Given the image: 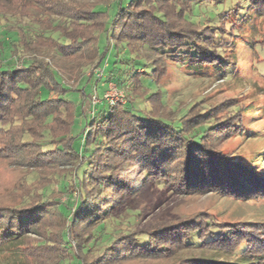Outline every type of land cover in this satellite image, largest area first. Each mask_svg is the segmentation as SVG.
Returning <instances> with one entry per match:
<instances>
[{
    "label": "trees",
    "instance_id": "trees-1",
    "mask_svg": "<svg viewBox=\"0 0 264 264\" xmlns=\"http://www.w3.org/2000/svg\"><path fill=\"white\" fill-rule=\"evenodd\" d=\"M108 1L0 0V26L8 18L5 8L16 20L31 14L40 25L36 33L20 25L9 39L0 32V159L26 169L22 182L29 190L18 202H0V255L24 258L25 264H264V223L219 221L205 213L155 223L146 231L115 230L107 244L95 245L106 219L119 214L118 206L150 179L178 194L264 198V165L222 151L238 125L216 120L217 107L202 110L197 102L179 116L156 107L157 93L141 80L145 75L156 82L169 60L194 76L231 75L235 59L225 51H233V37L241 36L236 32L264 17V0L213 12L210 18L218 16V24L193 22L188 15L204 2L221 9L224 0H115L112 15L96 7ZM37 3L41 14L32 9ZM51 16L61 20L55 23ZM226 23L232 30L228 39ZM120 45L132 56L106 76L123 89L124 100L106 101L104 108L95 103L83 114L88 84L99 79L83 77L80 68L93 61L99 66L105 51L112 47L118 53ZM42 49L59 57L47 62L38 54ZM139 66L146 67L141 74ZM55 124L61 127L57 134ZM125 157L140 179L119 173L124 159L109 163ZM67 165L74 166L71 181L60 169ZM53 183L59 194L75 189L76 196L61 203L58 194L47 193Z\"/></svg>",
    "mask_w": 264,
    "mask_h": 264
},
{
    "label": "rangeland",
    "instance_id": "rangeland-1",
    "mask_svg": "<svg viewBox=\"0 0 264 264\" xmlns=\"http://www.w3.org/2000/svg\"><path fill=\"white\" fill-rule=\"evenodd\" d=\"M114 1L109 0L108 3H99L96 7L99 10H106L109 15H112L117 9ZM118 1L127 3L129 0ZM3 3L7 4L5 1ZM221 3H223L220 4L221 9L211 2L201 3L200 6L193 8L192 14L188 15L190 16L189 19L201 24L208 23V21H210L209 23H217L218 16L210 18L213 12L217 14L230 9V7H244L247 4L245 0H224ZM41 7L40 3H37L36 7L33 6L32 9L38 10V13L41 14ZM5 10L8 18L0 26V32L4 38L15 37L16 30L20 25L32 33L40 32V25L33 21L31 14L21 13L19 17L22 18L18 17V20H16V17H10L13 11L9 8H5ZM171 14H175V12ZM171 14L169 16L173 17ZM35 18L39 19L38 17ZM50 18L55 23L61 20L58 16H51ZM43 20L45 21V19H42V25ZM225 26L228 33L224 38L228 39L231 37L229 35L232 30H230L229 24L226 23ZM5 32H8V34L5 35ZM236 33L241 36L233 37L235 41L233 51H225L227 55L232 54L235 59V69L231 75L220 79L207 75L194 76L192 74L193 70H187L186 65L169 60L165 63L160 75L157 76L156 82L145 75L141 77V80L143 81L142 84L149 88V91L157 93L154 98L158 97L160 102L157 100L153 104L156 107H163V110L169 108L177 116L185 112L194 102L201 105L202 110L208 107H217L216 120L227 119L229 123L238 125L237 129L235 128L236 132L234 131L227 139H224L221 144L222 151L233 156L246 157L251 164L259 167L264 165V47L262 46L264 43V17L257 16L251 26H244ZM103 35L102 37H104ZM100 41L99 46L104 49L105 41L102 38ZM38 54L44 57L47 62H51V56L56 59L59 57L54 51L48 49H42ZM131 56L132 54L126 51L122 45L119 46L118 53L115 49L109 47L105 51L103 62L99 66H96L95 61H93L80 68V75L82 74L83 77L92 76L93 79H99L96 83L93 80L94 86L91 83V86L88 84L89 87L86 89L88 95L84 97L82 104L83 114L92 112V106L95 107L94 103H96L95 108H104L107 106L106 100L114 105L124 100L122 93H125L123 89L116 86L114 82H110V77L106 75L109 70H117L118 67L123 66V61L121 62L120 59ZM139 67L138 73L141 74L146 67ZM64 80L70 83V87L74 85L73 79L65 78ZM147 80H150L151 83H147ZM136 92L141 91L137 89ZM138 104L139 107L143 108L142 103ZM68 116L69 119L72 118L71 113ZM60 128L58 124H55L54 133H59ZM115 159L109 163L114 164L121 159L125 160L126 157ZM117 166L121 169L119 173L127 176L128 179H140L139 177L142 176L137 166L135 167L130 159L121 160ZM60 169L67 172L65 175L66 181H71L74 178L72 175L74 166L67 165V167ZM51 171L46 172L45 175ZM53 171L58 170L54 169ZM25 173L26 169L16 168L12 166L11 161L0 159V202L10 203L13 202V199L18 202L23 194L26 195L29 190L26 184L22 182ZM60 178H64V176H60ZM150 180L149 183L138 188L135 191L137 194L130 196L126 204L118 206L117 211L119 214L106 219L103 223L104 228L96 233L97 242L95 245L107 244L108 233L115 230L146 231L155 223L174 221L196 213H205L203 217L212 215L213 218L219 221L264 223L263 196L250 197L249 199L221 195L216 192L185 195L176 193L171 186H163ZM58 191L54 183L48 186L47 193L55 192L54 194H58L61 203L66 202L68 196L71 199L76 196L75 189L73 191L65 190L60 194ZM138 209L141 213L139 217L136 216ZM30 239L39 240L40 237L32 235ZM28 244L30 245V242ZM8 260L9 264L10 262L11 264H25L23 262L24 258L20 259L18 257V259L12 260L7 254L0 255V264L8 263ZM170 262L171 260H163L156 261L153 264H170ZM136 264H149V262Z\"/></svg>",
    "mask_w": 264,
    "mask_h": 264
},
{
    "label": "built area",
    "instance_id": "built-area-1",
    "mask_svg": "<svg viewBox=\"0 0 264 264\" xmlns=\"http://www.w3.org/2000/svg\"><path fill=\"white\" fill-rule=\"evenodd\" d=\"M122 95H124V94L122 93ZM122 95H121V96H122ZM104 99H105V98H104ZM105 100H106V99H105ZM106 101H107V100H106ZM94 104H95V103H94Z\"/></svg>",
    "mask_w": 264,
    "mask_h": 264
}]
</instances>
